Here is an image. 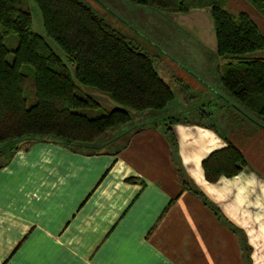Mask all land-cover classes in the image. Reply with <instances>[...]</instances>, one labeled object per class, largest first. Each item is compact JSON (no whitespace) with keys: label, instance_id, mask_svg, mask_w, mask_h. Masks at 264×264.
Instances as JSON below:
<instances>
[{"label":"crops","instance_id":"crops-1","mask_svg":"<svg viewBox=\"0 0 264 264\" xmlns=\"http://www.w3.org/2000/svg\"><path fill=\"white\" fill-rule=\"evenodd\" d=\"M227 4L264 34V18L245 0ZM191 16L197 26L203 15ZM207 58L215 62L214 55ZM174 60L187 75L173 80L174 102L164 112L135 116L121 132L155 115L191 118L171 126L176 156L166 121L102 144L96 154L35 142L0 163V264H264V128L246 117L219 128L216 113L231 105L218 99L217 64L198 74ZM197 60L203 58L190 64ZM197 110L211 116L207 123L198 124ZM230 144L247 169L209 183L203 161ZM185 181L243 234L245 249L239 235L185 190Z\"/></svg>","mask_w":264,"mask_h":264},{"label":"trees","instance_id":"trees-1","mask_svg":"<svg viewBox=\"0 0 264 264\" xmlns=\"http://www.w3.org/2000/svg\"><path fill=\"white\" fill-rule=\"evenodd\" d=\"M31 1L42 15L47 37L64 52L68 64L75 67V79L80 86L109 95L118 108L95 119L81 114L85 110L95 111L99 104L92 98L77 97L78 87L68 64L45 38L34 32L32 14L24 10L27 0H0V157L9 156L5 164L22 143L60 144L76 150L89 145L100 149L108 131L130 127L135 116L164 112L174 102L176 93L170 81L182 82L187 76L184 71L167 56H161L164 52L154 56L145 52L142 39L137 40L113 17H105L107 12L96 0ZM245 1L264 18V0ZM129 2L135 7L165 10L176 16L208 12L217 41L215 63H226L218 67L222 69L220 83L230 96L229 103L251 124L264 128V59L247 58L264 51V34L248 15L230 13L228 0ZM8 36L18 39L14 52L5 45ZM11 54L12 64L8 62ZM158 63L165 64L163 75ZM25 67H31L35 76L32 106L26 98L29 77ZM203 115L198 121L200 125L211 117ZM182 123H188L187 119H177L164 130L175 156L178 143L171 126ZM202 166L207 181L217 183L222 177L235 178L248 164L243 153L230 144L211 154ZM184 184L185 190L199 196L219 222L239 235L245 249L243 234L200 192L190 189L186 181Z\"/></svg>","mask_w":264,"mask_h":264},{"label":"rangeland","instance_id":"rangeland-1","mask_svg":"<svg viewBox=\"0 0 264 264\" xmlns=\"http://www.w3.org/2000/svg\"><path fill=\"white\" fill-rule=\"evenodd\" d=\"M98 2L99 6L107 12V15L105 17H113L115 22H118L122 27L126 30H130L131 33H133L138 39H142V45L144 47V51L148 52L151 56H154V54L159 55L162 52H164V56H167L170 60L180 61L183 63V67L188 68L191 73L192 72H198V74H202L206 72L208 66H218L219 62L209 63L208 56L214 55V51L216 49L215 44L217 46V41L215 38V31L213 29V21L210 17L209 13L206 11H197L192 13L193 14H200L202 16V20L196 25L194 23L190 22L191 17L193 16H179L174 15L168 11H161L154 8H144V7H135L133 6L129 0H96ZM24 10H28L30 14H32L33 17V27L34 32L47 40L49 43L51 49L55 51V53L66 63L67 58L64 54V52L57 46L55 42H53L50 38L46 35L45 26H43V18L41 13H39L37 6L34 4L33 1L27 0L26 5L24 6ZM231 13V12H230ZM237 16L238 14H233ZM184 17V18H182ZM192 20V19H191ZM259 25V24H258ZM195 26V27H194ZM261 27V26H259ZM261 29H263L261 27ZM204 33L208 36V38H202L201 34ZM200 38H199V37ZM155 37V39H154ZM160 40L161 43L156 42ZM5 45L7 49L11 52H14L17 49L18 46V39H15L14 37H6L5 39ZM214 42V45H213ZM147 44V45H146ZM152 47L153 51L150 50L149 46ZM142 50V51H143ZM173 56L174 59L171 57ZM193 57L197 58H203V60H197L200 61L198 64H190V61ZM247 58L253 59H264V51H259L254 53L253 55L248 56ZM14 61V55L11 54L8 57V62L12 64ZM202 61V62H201ZM226 64L225 62H220L219 66ZM70 73L72 74L75 84L78 87V90L76 92L77 97L79 98H92L95 99L98 104L99 108L94 110H85L80 112L81 114H86L89 118L95 119L98 117L106 116L107 114L115 111L118 106L112 101L111 97L109 95H105L97 90H93L90 88H87L85 86H80V84L75 79V67L72 64H68ZM158 69L166 73V67L165 64L158 63L157 64ZM168 67V66H167ZM25 74L29 77V82L27 85V92H26V98L27 101H29V106H32V104L35 103V91L36 88L34 86L35 76L34 71L30 67H25L24 69ZM195 70V71H194ZM214 72V71H213ZM222 73V69L218 67V72L215 73L216 75L220 76ZM214 78V77H213ZM171 86L175 89L176 83L174 81H170ZM216 90L218 93V99L221 98V101L223 105L230 104V96L226 93V91L223 90L222 85L219 81L215 83ZM217 99V100H218ZM230 108L224 109L221 108L218 110L216 115L218 116L216 119V124L218 127H224L223 123L229 122L234 120V118L239 117L238 120L244 119L245 116L240 115L236 107H234L232 104H230ZM201 109V108H200ZM203 109V108H202ZM201 110L196 111V117L197 122L200 120V116L202 115ZM180 118L183 117H169V120L164 118L162 115L153 116L148 118L145 122L135 123L133 128L128 130L125 133H122L120 126L118 129H113L108 131V135L102 140V144L104 145L106 142L104 140L107 139V143L113 142L114 140L123 139V141H127L130 139V137L134 134V132L142 131L146 127H154L156 129L168 126L172 123H174L177 119L180 120ZM187 119V118H184ZM191 120V118H188L187 121ZM167 121V122H166ZM135 122V121H134ZM133 122V123H134ZM166 122V123H165ZM207 123V120L204 121ZM212 123V122H208ZM230 123V122H229ZM232 126V124H228ZM225 129H228L227 127ZM165 130V127H164ZM117 132L120 134L117 137ZM177 140V138H176ZM121 141V140H119ZM101 143V142H99ZM178 143V142H177ZM120 144V143H119ZM25 145V143H22L20 145V149H22V146ZM100 145V144H99ZM179 146V143H178ZM87 149H81L82 152L90 153V154H96L98 149L95 150V147L87 145ZM106 151H108V148H104ZM9 157V156H8ZM6 157H0V163L2 161H6L8 158ZM245 171V170H244Z\"/></svg>","mask_w":264,"mask_h":264}]
</instances>
